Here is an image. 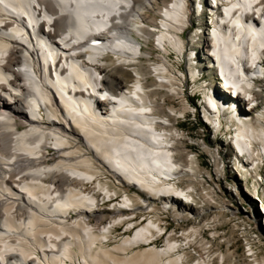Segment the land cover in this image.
Instances as JSON below:
<instances>
[{
    "label": "bare ground",
    "instance_id": "6f19581e",
    "mask_svg": "<svg viewBox=\"0 0 264 264\" xmlns=\"http://www.w3.org/2000/svg\"><path fill=\"white\" fill-rule=\"evenodd\" d=\"M187 2L0 0V264H240L219 230L233 219L246 264H264L255 248L264 245V21L252 24L264 0H216L213 30L204 20L205 33L188 41L179 33L202 2ZM152 37L158 64L143 46ZM172 53L206 90L199 107L212 133L201 141L179 125L195 107L167 104L183 95L186 75L169 64ZM213 67L216 85L202 79ZM119 186L138 192L124 190L119 212L100 206ZM134 214L148 223L120 238L111 225L132 226ZM158 230L165 242L153 246Z\"/></svg>",
    "mask_w": 264,
    "mask_h": 264
},
{
    "label": "rangeland",
    "instance_id": "374dc122",
    "mask_svg": "<svg viewBox=\"0 0 264 264\" xmlns=\"http://www.w3.org/2000/svg\"><path fill=\"white\" fill-rule=\"evenodd\" d=\"M156 6H159V4H156ZM154 12L155 11H152V8H151V11H147L146 15L150 16V17H156ZM187 36H188V32L183 35V37H185V39H187ZM146 49L150 53H152V55H151L152 57L157 58L159 56L158 50L154 49V45H153L152 41L149 42V44L147 45ZM174 56H175L174 53L171 54L170 57H168V62H169V64H171L173 66L174 69H176V70L180 69L181 71H183L186 74L185 77H183L184 89H183V95L182 96L181 95L180 96L173 95V96L167 97V104L175 105L176 108L180 109V110L183 108V106H182L183 102H189V104H191L192 107H195L196 105L194 106L192 103L193 102L196 103V99L197 98L196 97H192V95H190V94H192L193 91L201 92V94H203V98L201 100L200 95H199V98L197 100V102L199 104H201L203 99H204V94H205L206 90H203V89L200 88V86H201L200 85V83H201L200 81L194 82L193 80H191V85H190V89L191 90H189V84L186 83V81L188 82V75H187V73H188V70H187L188 69V65H187L186 62L180 63L179 61H177L176 58L174 59ZM144 65L146 67L147 63H145ZM146 72H148V71H146ZM148 77L151 78L150 74H148ZM202 79H203V81L209 82V84H214V85H216L217 82H218V77H217L216 73L207 74ZM157 98H159V97H157ZM171 103H173V104H171ZM180 127L182 128L181 130L184 131V133H186V135H188V137H191L193 139H197L199 141H201L202 137H204V136L208 137V135L210 133H212L210 127L207 126V125H204L202 123V121L200 120V117L198 116V114H196L195 116H189L187 118V121L180 123ZM193 150L199 151L194 144H193ZM200 160H201L200 162L202 163V167L203 168L206 167L207 170H209L208 169L209 167L211 168V166L207 162V161H210V157L207 155V153L204 152L202 157L200 158ZM94 185L96 186L97 184H94ZM130 190H131V193L135 192V189H133V188H131ZM112 191H114V190H112ZM209 194H210V199H215L216 202L218 201L219 197L215 198L214 195H212L211 193H209ZM118 197H115L112 202L106 203L103 206L110 207L111 205H114L115 202H118ZM208 206H209V204H208ZM245 211H246V208H245ZM165 219H166V221H164V222L167 224V220L170 221L173 218H172L171 215L167 214V216H165ZM233 220L229 221L227 224H223V225L219 226V230L225 231V232L231 234L232 245L230 243L229 244H230V247L232 248V251H236L235 261L238 260L240 262V264H246V263H248L247 262L248 260L245 257V250H246V246H245V242H244L245 240H244L243 237L241 238L242 235L239 232L238 227H236V229L234 228L235 224H233V222H234ZM168 224L170 225L171 228H176L177 231L185 229V228H188L190 226V223L187 222V221H180V223L179 222L177 223L176 221L175 222L173 221V222H169ZM253 230H255V229H253ZM121 232H123V231L120 229L119 232L116 231L115 233L116 234H121ZM255 232H256V236L258 234H260L258 229H256ZM202 234L205 237H207V238L211 237L210 233H208L207 230H205L204 233H202ZM119 237L121 238V235ZM214 243H217V241L215 240ZM159 245L161 246V244H159ZM220 246H221L222 251L224 252L225 248H226V244L218 245V247H220ZM255 248L257 249V254L259 255V257L264 256V245H262V243H260V244L256 243ZM227 264H232V263L228 262Z\"/></svg>",
    "mask_w": 264,
    "mask_h": 264
},
{
    "label": "built area",
    "instance_id": "2783aa9c",
    "mask_svg": "<svg viewBox=\"0 0 264 264\" xmlns=\"http://www.w3.org/2000/svg\"><path fill=\"white\" fill-rule=\"evenodd\" d=\"M220 119V118H219ZM223 122V121H222ZM261 121L258 123L260 125ZM228 131H231L232 132V128L230 127V129H228ZM211 134V133H210ZM255 147V146H253ZM262 166H264V160L261 162ZM216 176H222V174H217L216 173ZM225 185V184H224ZM231 192H232V189H231Z\"/></svg>",
    "mask_w": 264,
    "mask_h": 264
}]
</instances>
